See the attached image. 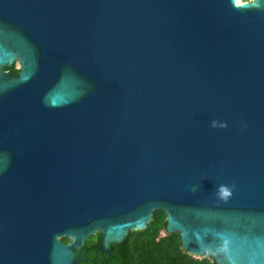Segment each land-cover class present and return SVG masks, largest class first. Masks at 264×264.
I'll use <instances>...</instances> for the list:
<instances>
[{"label":"water","instance_id":"obj_1","mask_svg":"<svg viewBox=\"0 0 264 264\" xmlns=\"http://www.w3.org/2000/svg\"><path fill=\"white\" fill-rule=\"evenodd\" d=\"M157 210L264 264V0H0V264H79Z\"/></svg>","mask_w":264,"mask_h":264},{"label":"trees","instance_id":"obj_2","mask_svg":"<svg viewBox=\"0 0 264 264\" xmlns=\"http://www.w3.org/2000/svg\"><path fill=\"white\" fill-rule=\"evenodd\" d=\"M248 0H243L247 2ZM10 74H18L17 64L5 67ZM166 214L163 210L154 212L153 219L144 230L131 231L109 255L97 252L99 233L90 236L84 248L77 253L81 256L79 264H215L210 258H197L181 249L180 235L167 234ZM63 238V243H68Z\"/></svg>","mask_w":264,"mask_h":264},{"label":"flooded vegetation","instance_id":"obj_3","mask_svg":"<svg viewBox=\"0 0 264 264\" xmlns=\"http://www.w3.org/2000/svg\"><path fill=\"white\" fill-rule=\"evenodd\" d=\"M113 250H114V248H113V246H111L110 251L108 253H104L103 255H109Z\"/></svg>","mask_w":264,"mask_h":264},{"label":"rangeland","instance_id":"obj_4","mask_svg":"<svg viewBox=\"0 0 264 264\" xmlns=\"http://www.w3.org/2000/svg\"><path fill=\"white\" fill-rule=\"evenodd\" d=\"M253 0H248L247 2H252ZM238 2L243 3V0H238ZM17 68H19V65L17 64Z\"/></svg>","mask_w":264,"mask_h":264},{"label":"bare ground","instance_id":"obj_5","mask_svg":"<svg viewBox=\"0 0 264 264\" xmlns=\"http://www.w3.org/2000/svg\"><path fill=\"white\" fill-rule=\"evenodd\" d=\"M237 3H240V2H238V0H237Z\"/></svg>","mask_w":264,"mask_h":264}]
</instances>
